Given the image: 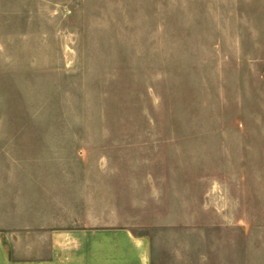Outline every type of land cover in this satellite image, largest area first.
Wrapping results in <instances>:
<instances>
[{
	"label": "rangeland",
	"instance_id": "obj_1",
	"mask_svg": "<svg viewBox=\"0 0 264 264\" xmlns=\"http://www.w3.org/2000/svg\"><path fill=\"white\" fill-rule=\"evenodd\" d=\"M14 158L86 194L80 221L147 237L151 264H264V0H0Z\"/></svg>",
	"mask_w": 264,
	"mask_h": 264
},
{
	"label": "crops",
	"instance_id": "obj_2",
	"mask_svg": "<svg viewBox=\"0 0 264 264\" xmlns=\"http://www.w3.org/2000/svg\"><path fill=\"white\" fill-rule=\"evenodd\" d=\"M0 162L20 166L0 171V264H151L150 240L128 224L80 221L86 194L63 189L45 160Z\"/></svg>",
	"mask_w": 264,
	"mask_h": 264
}]
</instances>
